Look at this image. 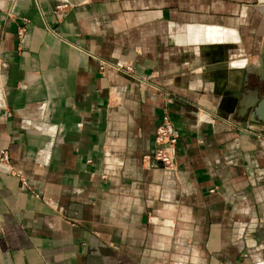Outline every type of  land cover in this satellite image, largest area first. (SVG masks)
<instances>
[{
  "label": "crops",
  "instance_id": "1",
  "mask_svg": "<svg viewBox=\"0 0 264 264\" xmlns=\"http://www.w3.org/2000/svg\"><path fill=\"white\" fill-rule=\"evenodd\" d=\"M58 1L0 0V148L29 185L0 166V264H264V119L236 103L264 0ZM163 111L174 170L142 159Z\"/></svg>",
  "mask_w": 264,
  "mask_h": 264
},
{
  "label": "built area",
  "instance_id": "2",
  "mask_svg": "<svg viewBox=\"0 0 264 264\" xmlns=\"http://www.w3.org/2000/svg\"><path fill=\"white\" fill-rule=\"evenodd\" d=\"M68 0H59L56 4V10L58 12L63 11L65 8L69 6ZM24 32V26L18 25L16 27L17 36H21ZM110 67L116 71H120L122 73H126L133 78H138L134 73L131 64L129 63H113L102 58L98 59V68L100 70L104 69V67ZM143 80L141 78H138ZM205 115L206 120H212L211 115L208 112L202 111ZM258 135H262L259 132H256ZM264 135V134H263ZM178 137V131L175 128L172 119L167 111H163L160 115L159 121L155 125L154 133H153V149L149 153H144L142 155L143 161L150 164V160H154L157 162L162 168L174 170L175 169V146ZM0 166L5 168L11 173H14L18 176L19 181L25 185V187H29L25 177L20 173L16 172L9 164L8 161V153L5 148H0Z\"/></svg>",
  "mask_w": 264,
  "mask_h": 264
},
{
  "label": "water",
  "instance_id": "3",
  "mask_svg": "<svg viewBox=\"0 0 264 264\" xmlns=\"http://www.w3.org/2000/svg\"><path fill=\"white\" fill-rule=\"evenodd\" d=\"M264 51V46H263ZM262 59L261 63L258 65L251 64L248 65L245 70L254 75L257 81L264 83V56L261 54ZM248 77L243 75L241 80L238 81L239 87L237 88V94H240V97L236 99L237 103V112L238 114L248 113L249 119H254L255 117L258 120L264 119V84L262 85L263 94L261 97L257 95L256 87L247 86ZM243 88L241 89V87Z\"/></svg>",
  "mask_w": 264,
  "mask_h": 264
},
{
  "label": "flooded vegetation",
  "instance_id": "4",
  "mask_svg": "<svg viewBox=\"0 0 264 264\" xmlns=\"http://www.w3.org/2000/svg\"><path fill=\"white\" fill-rule=\"evenodd\" d=\"M250 5V3H248ZM254 26L258 29H260L261 31H264V16L260 17L258 19H256L254 21ZM263 39H264V33H263ZM263 46L260 48L261 51L258 52V54L254 57V55L248 53L247 57H249V60L246 61V64L243 65L242 67V73L243 75H247L248 77V82H247V86L248 87H256L257 88V95L258 97H260L262 94H263V91H262V85L264 84L263 82L261 81H257V79L254 77V75L250 72H246L245 68L248 66V65H251V64H255V65H258L260 64L261 62V59H262V56L261 54L263 53V56H264V51H263ZM261 57V58H260Z\"/></svg>",
  "mask_w": 264,
  "mask_h": 264
},
{
  "label": "rangeland",
  "instance_id": "5",
  "mask_svg": "<svg viewBox=\"0 0 264 264\" xmlns=\"http://www.w3.org/2000/svg\"><path fill=\"white\" fill-rule=\"evenodd\" d=\"M248 3H252V2H248ZM253 3H254V2H253ZM258 5H261V6H263V8H264V5H263L261 2H259ZM256 6H257V5H256ZM252 7H253V6H251V8H252ZM241 8H242V6H241ZM241 8H240V12H241ZM255 12H258V11L255 10ZM258 14H259V13H258ZM234 15H235V14H234ZM259 16H260V17L264 16V12H263V14L260 13ZM235 17H237V14L235 15ZM238 18L240 19V17H238ZM234 19H235V18H234ZM240 20H241V19H240ZM231 24H234V26H235V27H238V28H239V26H241L240 23H237V24H236L235 20H234V22H231L230 25H231Z\"/></svg>",
  "mask_w": 264,
  "mask_h": 264
},
{
  "label": "bare ground",
  "instance_id": "6",
  "mask_svg": "<svg viewBox=\"0 0 264 264\" xmlns=\"http://www.w3.org/2000/svg\"><path fill=\"white\" fill-rule=\"evenodd\" d=\"M263 49V48H262ZM263 54V53H262ZM261 58V57H260ZM261 62V61H260ZM202 115L205 117L204 113H202ZM206 118V117H205Z\"/></svg>",
  "mask_w": 264,
  "mask_h": 264
}]
</instances>
